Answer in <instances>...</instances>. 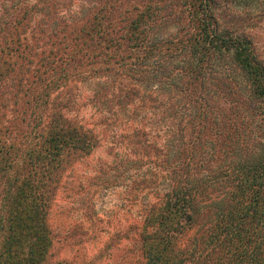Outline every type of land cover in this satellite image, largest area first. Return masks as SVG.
Instances as JSON below:
<instances>
[{
	"label": "trees",
	"instance_id": "trees-1",
	"mask_svg": "<svg viewBox=\"0 0 264 264\" xmlns=\"http://www.w3.org/2000/svg\"><path fill=\"white\" fill-rule=\"evenodd\" d=\"M93 3L67 17L72 0H0V264H76L55 258L50 210L99 145L66 114L78 84L98 112L150 102L176 122L166 159L154 147L134 169L169 180L133 227L135 264H264V65L251 42L209 13L215 0ZM72 232L69 245L88 238Z\"/></svg>",
	"mask_w": 264,
	"mask_h": 264
},
{
	"label": "rangeland",
	"instance_id": "rangeland-1",
	"mask_svg": "<svg viewBox=\"0 0 264 264\" xmlns=\"http://www.w3.org/2000/svg\"><path fill=\"white\" fill-rule=\"evenodd\" d=\"M93 1L72 0L73 6L66 16H78L79 6L94 8ZM215 2L216 8H210L209 13L217 17L222 28L248 39L257 59L264 65V0ZM213 82L207 83L210 91L204 96L214 100L218 111L222 109L223 112L229 106L215 95ZM77 86L78 96L70 103L66 114L70 119L89 123L99 145L89 157L79 159L66 174L52 204L50 223L59 237L53 253L57 260H73L76 264H135V258L127 252L131 247L133 227L143 218L142 205L151 204L155 197H161L169 189V180L147 174L146 169L138 172L134 169L140 164L137 161L148 162L154 158V147L162 150L159 159H166L173 144L176 122L160 116L161 113L153 114L150 106L154 104L150 102L140 110L136 107L140 102H135L117 115L103 110L98 112L88 102L90 88ZM75 92L70 89V94ZM158 99L167 100L165 95ZM249 116L248 135L258 147L259 120L250 113ZM144 145L151 146L146 150L148 156L144 154V147L141 150ZM141 178L144 181L141 182ZM72 229L70 236L75 233L77 238L81 231L88 233L82 245L72 246L69 239L62 240ZM127 236L129 240H126Z\"/></svg>",
	"mask_w": 264,
	"mask_h": 264
}]
</instances>
